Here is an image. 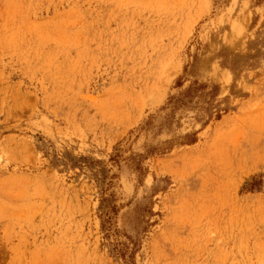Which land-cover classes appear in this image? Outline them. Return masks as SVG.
<instances>
[{"label":"rangeland","instance_id":"374dc122","mask_svg":"<svg viewBox=\"0 0 264 264\" xmlns=\"http://www.w3.org/2000/svg\"><path fill=\"white\" fill-rule=\"evenodd\" d=\"M0 264H264V0H0Z\"/></svg>","mask_w":264,"mask_h":264}]
</instances>
